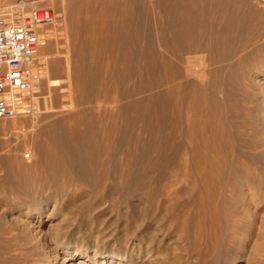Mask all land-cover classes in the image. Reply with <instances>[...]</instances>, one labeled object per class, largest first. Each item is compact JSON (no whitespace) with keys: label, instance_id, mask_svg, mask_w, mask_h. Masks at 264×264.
Instances as JSON below:
<instances>
[{"label":"bare ground","instance_id":"obj_1","mask_svg":"<svg viewBox=\"0 0 264 264\" xmlns=\"http://www.w3.org/2000/svg\"><path fill=\"white\" fill-rule=\"evenodd\" d=\"M75 2H68L77 7L69 18L57 4L62 13L52 25L68 32L70 40L53 71L61 72L62 64L69 67L72 53V80L65 73L69 86L75 82L79 101L113 105L67 113L37 130L42 139L35 147L44 157L40 171L94 187L109 181L106 196L114 191L138 196L148 189L152 210L134 205L138 254L169 264L167 253L153 249L158 233L146 234L143 227L153 223L152 232L166 229L172 225L170 213L186 206L188 198L197 202L203 194L238 192L239 180L251 177L245 162L264 166V121L247 118L264 116V98L263 107L251 106L262 103L254 94L257 87L264 97V78H259L264 71L258 74L264 49L255 46L264 23L246 4L230 6L227 0ZM40 63L46 66L45 59ZM42 67L32 69L37 84ZM5 255L0 251V264H15ZM86 257L96 264L112 258L97 252Z\"/></svg>","mask_w":264,"mask_h":264},{"label":"rangeland","instance_id":"obj_2","mask_svg":"<svg viewBox=\"0 0 264 264\" xmlns=\"http://www.w3.org/2000/svg\"><path fill=\"white\" fill-rule=\"evenodd\" d=\"M9 1L11 0H0V3ZM34 1L40 7L51 8L58 22L61 10H66L68 18L77 13V7L69 4L70 1H77V4L86 0ZM227 1H230V6L246 4L250 13L264 23V8L253 0ZM58 2L61 10L57 6ZM71 9L76 13L74 11L72 14ZM50 26L52 28L47 26L45 31H52V36L48 38L50 32L45 34V44L43 43L50 48H44L43 45L39 49V53L44 55L41 54L43 59L40 56L39 60L45 59L46 66L41 63L39 65H43L41 72L44 76H41L40 80L43 81L39 80L38 84V112L27 118L0 121V245L2 243L1 248L3 246L4 249L0 248V251L6 253L5 256L14 260L15 264H96L86 257L94 252L100 255L109 253L112 256L109 264H116L119 260V264H157L154 257L143 252L138 254L137 231L132 226L136 218V208H143L145 205L144 208L150 212L154 207L150 202L148 189L138 195L139 197L122 196L118 191L106 196L109 181L100 182L94 187L75 181L68 182L61 176L52 177L40 171L39 163L44 157H41L42 152L35 147V143L42 139L36 134L37 130L53 118H61L67 113L84 109L95 110L97 104L103 107L113 105L111 101L103 103L98 99L90 103L79 101L77 86L74 81L69 86L65 73L68 71L72 80V56H75L72 53L69 67L62 64L61 72L53 71L55 62H63L70 38L66 36L69 33L65 30L60 31L55 24ZM52 37L55 41L50 39ZM255 44L264 49V34L255 40ZM263 71L264 67L258 74ZM259 78L264 77L259 75ZM56 86L62 88L60 92L65 95L58 96L60 92ZM40 88L42 90L39 91ZM69 89L74 92L73 98H70ZM257 89L258 87L254 94L262 101L264 97L260 98L261 92ZM110 94L115 95L114 89H111ZM253 104L258 109L263 107V101L259 105L252 103L254 109ZM48 114L53 115L46 118ZM254 116L247 118L264 121L261 113ZM262 149L264 151V147ZM245 163L250 166L248 172L251 171V177L239 180L238 192H224L225 194H216L212 198L203 194L200 198L197 197V202L195 198H188L186 206L177 210L178 212L170 213L173 221L166 229H154L152 232L151 228H155L153 223H147L143 227L146 234L149 231L151 235L158 233V242L153 243V249L167 253L169 264H264V166ZM10 172L12 175L6 176ZM6 246L9 250H6ZM14 255L16 259H13Z\"/></svg>","mask_w":264,"mask_h":264},{"label":"built area","instance_id":"obj_3","mask_svg":"<svg viewBox=\"0 0 264 264\" xmlns=\"http://www.w3.org/2000/svg\"><path fill=\"white\" fill-rule=\"evenodd\" d=\"M253 1L264 8V0ZM55 20L51 8L40 7L34 0L0 3V121L38 112L39 83H35L32 69L39 67L44 28Z\"/></svg>","mask_w":264,"mask_h":264}]
</instances>
